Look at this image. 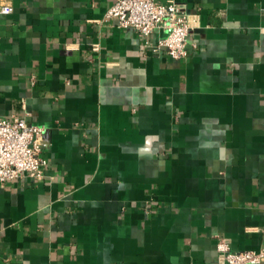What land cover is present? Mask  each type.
Instances as JSON below:
<instances>
[{
    "label": "crops",
    "instance_id": "0c3cea01",
    "mask_svg": "<svg viewBox=\"0 0 264 264\" xmlns=\"http://www.w3.org/2000/svg\"><path fill=\"white\" fill-rule=\"evenodd\" d=\"M8 1L0 115L50 145L41 179L0 183V264H225L219 239L264 245V0H176L179 59L154 50L162 30L106 17L113 0Z\"/></svg>",
    "mask_w": 264,
    "mask_h": 264
},
{
    "label": "built area",
    "instance_id": "2783aa9c",
    "mask_svg": "<svg viewBox=\"0 0 264 264\" xmlns=\"http://www.w3.org/2000/svg\"><path fill=\"white\" fill-rule=\"evenodd\" d=\"M8 0L0 4V12L11 13ZM106 17L115 18L118 26L133 29L140 37L162 30L164 35L154 44L162 51L179 59L186 56L187 38L191 34L188 15L176 0H113ZM97 49V44L93 46ZM50 145L44 126L29 123L24 117L0 115V183L28 176L41 179L47 159L43 151ZM225 264H262L264 245L258 249L233 250L223 240L216 244Z\"/></svg>",
    "mask_w": 264,
    "mask_h": 264
}]
</instances>
